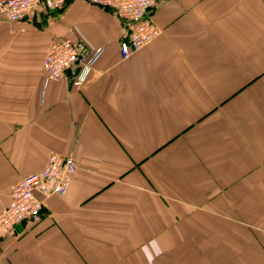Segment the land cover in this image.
Returning <instances> with one entry per match:
<instances>
[{
	"label": "crops",
	"instance_id": "1",
	"mask_svg": "<svg viewBox=\"0 0 264 264\" xmlns=\"http://www.w3.org/2000/svg\"><path fill=\"white\" fill-rule=\"evenodd\" d=\"M149 20L123 61L130 25L86 0L0 19V211L50 155L77 167L0 236V264H264V0H165ZM61 38L103 50L80 88L46 81Z\"/></svg>",
	"mask_w": 264,
	"mask_h": 264
},
{
	"label": "built area",
	"instance_id": "2",
	"mask_svg": "<svg viewBox=\"0 0 264 264\" xmlns=\"http://www.w3.org/2000/svg\"><path fill=\"white\" fill-rule=\"evenodd\" d=\"M69 0H1L0 19L8 23H29L38 14L61 11ZM165 0H86L90 5L110 11L117 19L130 25L128 37L120 43L123 61L139 52L159 35L150 22L151 10ZM83 45L67 39H53L49 44L42 70L46 81H59L72 76V84L82 87L102 49L87 54ZM76 164L69 157L49 156L45 167L12 185L8 205L0 211V236L11 235L24 223H37L49 197H63L67 193Z\"/></svg>",
	"mask_w": 264,
	"mask_h": 264
},
{
	"label": "rangeland",
	"instance_id": "3",
	"mask_svg": "<svg viewBox=\"0 0 264 264\" xmlns=\"http://www.w3.org/2000/svg\"><path fill=\"white\" fill-rule=\"evenodd\" d=\"M76 171H77V167H76Z\"/></svg>",
	"mask_w": 264,
	"mask_h": 264
}]
</instances>
